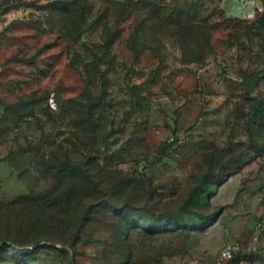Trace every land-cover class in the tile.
Here are the masks:
<instances>
[{"label":"rangeland","instance_id":"374dc122","mask_svg":"<svg viewBox=\"0 0 264 264\" xmlns=\"http://www.w3.org/2000/svg\"><path fill=\"white\" fill-rule=\"evenodd\" d=\"M60 143L82 214L7 225ZM263 207L264 0H0V264H264Z\"/></svg>","mask_w":264,"mask_h":264},{"label":"trees","instance_id":"16d2710c","mask_svg":"<svg viewBox=\"0 0 264 264\" xmlns=\"http://www.w3.org/2000/svg\"><path fill=\"white\" fill-rule=\"evenodd\" d=\"M77 39L81 38V35H75ZM115 42V39H113L110 42H107L108 49L111 48L112 43ZM133 50H135L136 53L139 54V46L137 44H133L131 46ZM40 100L39 99H23L18 103L14 104L13 112L15 114L14 120H22L25 116L28 115V108L30 109L33 105L37 104ZM59 148L61 147L60 151H64L62 154L58 150V154L50 159H44L43 163L48 167L49 173H52L53 175L58 176L60 178L59 184H63V190L60 192H50L47 195H43L38 198L30 199L31 197H28L27 195H23L20 199L22 202V206L19 208L20 210L14 211L15 208H13V203L9 204L4 208V212L7 213V225H11L10 221L12 217H9L10 213H15V217L18 219L19 226H23L26 221H31L34 218H38L39 220L42 219L45 224L55 226L56 224H63L65 222V219L69 215L70 217H75L77 214L78 216L82 213L78 212L76 210H70L71 205L78 207V203L76 198H78L73 193V188H75L80 182V178H76V175H80L84 180L89 178V169L85 167L80 161L73 158V156L68 155L69 152H67L66 148L63 146L62 143L58 144ZM171 147V143H166V146L164 150L162 151L163 155H166L167 151ZM79 179V180H78ZM80 196V195H78ZM31 200V201H30ZM26 201V202H25ZM76 201V202H75ZM76 204H75V203ZM12 205V208H10ZM28 205V206H27ZM13 210V211H11ZM188 209L186 207H181L174 216L179 215L180 213L187 211ZM82 212V211H81ZM82 216V215H81ZM1 218V217H0ZM84 218V217H83ZM2 219V218H1ZM203 220H207V223L212 222V217H206L202 216ZM12 227V226H11ZM75 234V233H74ZM2 239L7 240H16L17 244L23 245V244H33L34 240H29V243H25V240L19 238V235H16L11 230L10 232L7 231L5 235L1 236ZM52 239V238H50ZM7 244V243H5ZM10 247L15 248L17 251L21 253H30L33 250L28 248H20L17 245H13L12 243L9 245ZM235 259V256L230 259L226 264H228L230 261Z\"/></svg>","mask_w":264,"mask_h":264},{"label":"built area","instance_id":"2783aa9c","mask_svg":"<svg viewBox=\"0 0 264 264\" xmlns=\"http://www.w3.org/2000/svg\"><path fill=\"white\" fill-rule=\"evenodd\" d=\"M264 235V218L261 219L256 227L254 235V244L257 245L260 242L261 237ZM238 246L230 245L222 249L214 264H226L230 259L235 256Z\"/></svg>","mask_w":264,"mask_h":264},{"label":"crops","instance_id":"0c3cea01","mask_svg":"<svg viewBox=\"0 0 264 264\" xmlns=\"http://www.w3.org/2000/svg\"><path fill=\"white\" fill-rule=\"evenodd\" d=\"M261 214L263 215V217H264V207H263V210L261 211ZM262 242L264 243V237H263V239H262ZM264 245V244H263Z\"/></svg>","mask_w":264,"mask_h":264}]
</instances>
